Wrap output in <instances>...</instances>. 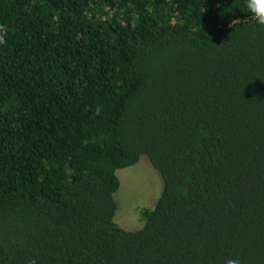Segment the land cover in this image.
Segmentation results:
<instances>
[{
    "label": "trees",
    "instance_id": "1",
    "mask_svg": "<svg viewBox=\"0 0 264 264\" xmlns=\"http://www.w3.org/2000/svg\"><path fill=\"white\" fill-rule=\"evenodd\" d=\"M0 264H264V27L245 0H0ZM162 177L143 226L119 170Z\"/></svg>",
    "mask_w": 264,
    "mask_h": 264
},
{
    "label": "rangeland",
    "instance_id": "2",
    "mask_svg": "<svg viewBox=\"0 0 264 264\" xmlns=\"http://www.w3.org/2000/svg\"><path fill=\"white\" fill-rule=\"evenodd\" d=\"M121 187L115 194L118 210L115 221L126 230L143 226L141 213L153 209L161 196L163 181L158 170L147 157L135 166L119 170Z\"/></svg>",
    "mask_w": 264,
    "mask_h": 264
},
{
    "label": "clouds",
    "instance_id": "3",
    "mask_svg": "<svg viewBox=\"0 0 264 264\" xmlns=\"http://www.w3.org/2000/svg\"><path fill=\"white\" fill-rule=\"evenodd\" d=\"M245 8L250 13V19L260 27H264V0H245ZM0 38V43H2ZM223 264H241L238 257H228Z\"/></svg>",
    "mask_w": 264,
    "mask_h": 264
}]
</instances>
